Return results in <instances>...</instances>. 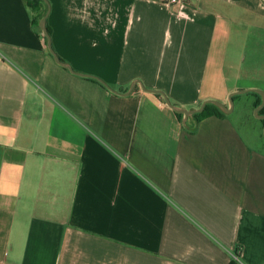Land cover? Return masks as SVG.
Wrapping results in <instances>:
<instances>
[{
    "label": "crops",
    "instance_id": "0c3cea01",
    "mask_svg": "<svg viewBox=\"0 0 264 264\" xmlns=\"http://www.w3.org/2000/svg\"><path fill=\"white\" fill-rule=\"evenodd\" d=\"M47 1L72 70L0 0V264H264V0Z\"/></svg>",
    "mask_w": 264,
    "mask_h": 264
},
{
    "label": "trees",
    "instance_id": "16d2710c",
    "mask_svg": "<svg viewBox=\"0 0 264 264\" xmlns=\"http://www.w3.org/2000/svg\"><path fill=\"white\" fill-rule=\"evenodd\" d=\"M25 2L27 6L33 11V13H37V12L40 13V16H37L35 19V27L40 28L39 23L42 20V18L46 15L48 10L47 2L45 0H25ZM47 30L49 35L52 36V29L49 26L48 22H47ZM260 104L261 101H259L256 107H258ZM224 115L225 112L220 107L214 104H208L203 112L194 115V119L196 123L199 124L202 120L210 116L223 117ZM260 115L264 116V107L260 111ZM263 125H264V120H263Z\"/></svg>",
    "mask_w": 264,
    "mask_h": 264
},
{
    "label": "water",
    "instance_id": "95a60500",
    "mask_svg": "<svg viewBox=\"0 0 264 264\" xmlns=\"http://www.w3.org/2000/svg\"><path fill=\"white\" fill-rule=\"evenodd\" d=\"M47 2V5H48V12L47 14L42 18V20L40 21V28L43 30V32L45 33L47 39H48V46H49V49L52 53V55L55 57L56 61L58 62V64H60L61 66H64L70 70H72V68H70L69 66H67L66 64H64L61 59L56 55L54 49H53V45H52V39H51V36L49 35L48 33V30H47V19H48V14H49V11H50V5H49V2L47 0H45ZM258 93H260L263 97V103L261 104V106L258 108L259 110L261 108L264 107V93L261 92V91H256ZM154 93H159V92H154ZM243 93H246L245 91L244 92H238V93H235L233 94V96H231V108H228L226 107L225 105L219 103V102H205L199 109H196V110H192V111H186V110H182V109H179L175 106H173L169 101H168V105L170 108H172L174 111L178 112V113H181V114H185L187 116H193L197 113H201L205 110V107L209 104V103H214L216 104L217 106H219L220 108H222L223 110H225L226 112H230L231 109H233L234 105H235V100H234V96L236 95H239V94H243ZM264 118V117H263Z\"/></svg>",
    "mask_w": 264,
    "mask_h": 264
},
{
    "label": "built area",
    "instance_id": "2783aa9c",
    "mask_svg": "<svg viewBox=\"0 0 264 264\" xmlns=\"http://www.w3.org/2000/svg\"><path fill=\"white\" fill-rule=\"evenodd\" d=\"M161 2L167 7L176 8L179 16L186 15L187 0H161Z\"/></svg>",
    "mask_w": 264,
    "mask_h": 264
},
{
    "label": "rangeland",
    "instance_id": "374dc122",
    "mask_svg": "<svg viewBox=\"0 0 264 264\" xmlns=\"http://www.w3.org/2000/svg\"><path fill=\"white\" fill-rule=\"evenodd\" d=\"M37 16H40V13H38V15ZM39 25H40V23H39ZM255 116V115H254ZM257 117H260L261 115H260V112H257V115H256ZM235 120L237 121V123L239 124V126L241 127V129H243V131H244V133L247 135V136H250V132L253 130V129H251V127H252V124H250V123H248V122H246V121H244V120H241V119H236L235 118ZM263 127H264V125H263Z\"/></svg>",
    "mask_w": 264,
    "mask_h": 264
}]
</instances>
